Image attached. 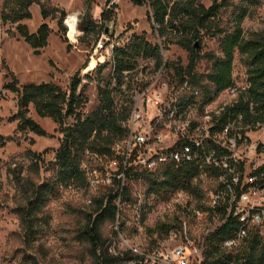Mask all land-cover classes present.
Wrapping results in <instances>:
<instances>
[{
  "label": "trees",
  "instance_id": "1",
  "mask_svg": "<svg viewBox=\"0 0 264 264\" xmlns=\"http://www.w3.org/2000/svg\"><path fill=\"white\" fill-rule=\"evenodd\" d=\"M136 6L149 3L152 9V28L159 33L163 40L161 45H153L145 35L134 34L127 45L116 43L113 48L110 83H101L98 87L99 104L89 114H83L80 109L87 103L83 93H79L82 79L75 75L68 89L64 90L53 82L27 84L19 86L17 78L6 85V88L18 96L17 112L13 121H17V133L31 132L38 136H45L44 128L30 116L31 107L42 118H51L58 125L63 134L60 148L56 152L54 174L51 180L34 185L33 191H28L24 206L14 209L22 229L24 245L30 247L38 241L43 227L48 224L44 215L46 205L55 198L62 187L83 186L89 189L88 171L91 167L99 166L102 160L116 156L115 148L123 146L129 133V120L133 111L132 85L129 83L126 90L121 89V75L124 71L135 70L142 61L154 59L160 66L168 44H176L189 54L187 67L168 63L167 68L173 66L175 77L179 83L189 84L204 89V99L200 105L204 107L213 102L221 93L228 89H236L237 98L230 105L225 106L215 114V136L223 133L226 126L234 124L229 136H236L239 142L246 137L249 131H255L264 125V34L254 38L244 37L243 22L250 17V7L259 4V0H212L210 6H205L203 0H131ZM110 3V0H108ZM87 12L83 17L80 29L88 34L97 32L99 27L90 14L94 0H84ZM38 5L43 17V23L38 30L32 33L25 22L32 18L31 7ZM232 9L231 31L220 27L222 11ZM67 13L52 0H3L0 8V24L16 27V33L23 38L35 51L47 47L51 35L48 19L56 20L59 30L64 36L67 28L64 21ZM106 13L102 12V18ZM86 25V26H85ZM10 32V31H9ZM224 34L221 41V56L214 53L200 55L202 34ZM246 67V85L237 87L233 77L236 55ZM207 57L212 66L207 74L196 72L197 64ZM105 67L99 64L98 70ZM115 73V74H114ZM115 75L116 80L114 82ZM206 81V84H202ZM73 118L69 124L67 120ZM15 137L0 135V144L5 145ZM263 146V145H261ZM91 154L95 157L96 165L84 161V157ZM32 157L40 158L37 153L29 152ZM35 169H39V161H34ZM19 185L22 177L16 170L9 169ZM156 175V172H158ZM156 172L138 171L130 168L126 178H145L149 182L151 193H161L170 197L176 192H186L197 199L204 197V190L199 177L202 174L220 179L227 174L219 169H201L194 164H168ZM239 172L244 171V164L239 165ZM264 173V166L252 172V176L259 179ZM227 178L230 179L229 175ZM119 188L115 194L104 195L92 202L94 211L87 216V221L80 232L78 239L90 247L91 264H128L136 261L130 252L124 256H115L105 245L101 235V227L107 219L115 220L119 211L117 200L125 189L122 183L114 180ZM259 184H264L260 182ZM3 184L0 180V190ZM223 184L221 186V189ZM121 191V192H119ZM123 201H121L122 203ZM203 209V206H196ZM206 211L205 209H203ZM212 209L209 207L208 209ZM220 210L222 208L220 207ZM239 221L231 216L206 239L204 264H264V240L257 230H252L244 240L245 247L237 253L222 249L223 241L233 238L239 229ZM175 227L174 224H163L159 228L166 235ZM23 264H41L33 255L23 252Z\"/></svg>",
  "mask_w": 264,
  "mask_h": 264
},
{
  "label": "rangeland",
  "instance_id": "2",
  "mask_svg": "<svg viewBox=\"0 0 264 264\" xmlns=\"http://www.w3.org/2000/svg\"><path fill=\"white\" fill-rule=\"evenodd\" d=\"M3 0H0V8ZM53 3L64 9L67 17L64 25L67 28L63 36L56 20L48 19L51 35L46 48L36 54L34 49L16 33V27L0 24V135L15 137L13 141L5 145L0 144V180L3 184L0 190V264H23V252L37 258L41 264H91L90 247L80 242L78 236L84 227L87 216L94 211L90 200L99 199L104 195L115 194L119 188L116 184H101L97 190L83 186L62 187L58 195L45 207L44 215L48 224L43 227L38 241L30 247L24 245L22 229L18 216L14 209L26 204L28 191L32 192L34 185L52 179L54 174L53 161L56 152L60 148L63 134L57 124L51 118L38 116L31 107L30 116L37 121L46 131L45 136L34 133H17V121L11 120L17 112L18 96L6 88L13 77L19 81V86L27 84H40L53 82L64 90L68 89L75 75L82 79L79 93H83L87 103L80 111L89 114L99 104V84L110 83L112 58L109 60L105 50L95 52V47L102 35L105 34L107 25H111L112 36L106 42L108 46L112 41L114 45L120 43L127 45L134 34L145 35L153 45H161L159 33L152 28L153 12L146 2L143 6H136L131 0H94L90 14L98 25L97 32L85 34L80 25L87 12L84 0H52ZM205 6H210L212 0H203ZM106 17L102 18V12ZM32 18L27 20L29 30L34 33L43 23L40 7H31ZM71 17H77L78 31L81 35L78 42L71 41L72 32L67 22ZM220 27L231 31L232 9L222 11ZM86 26V25H85ZM244 37L254 38L264 34V0L250 7V17L243 22ZM10 31V32H9ZM224 34H202L200 55L214 53L221 56V41ZM163 58L168 63L176 66L187 67L189 54L176 44H168L162 51ZM105 57V67L98 70L96 62ZM212 62L205 56L196 67L199 74L209 73ZM167 74L174 78V84H180L175 77L173 66L168 67ZM247 70L241 56L236 55L233 69V77L236 86L241 88L246 85ZM204 81L202 84H206ZM201 95L195 99L196 104L191 107V112L202 114L200 105L204 99V89L198 86ZM122 89V88H121ZM237 98V93L226 91L221 93L215 100V114L222 108L230 105ZM143 115L148 118L154 117V110H143ZM69 118L67 123H73ZM234 124L232 127L234 128ZM248 144L238 146V156L244 164L243 183H247L248 176L259 167L264 166V125L255 131L246 133ZM220 139H227L219 135ZM263 145V146H261ZM248 147H256V151L247 150ZM29 152L37 153L40 158H34ZM39 161V169L33 164ZM84 161L96 165L95 157L87 154ZM9 169L16 170L23 179L19 185L13 173ZM236 170H239L237 167ZM160 171L156 172L158 175ZM240 174V173H238ZM230 177V176H229ZM204 197L197 199L186 192H176L170 197L161 193H151L150 185L145 178H126L125 189L122 198L117 200L119 211L115 220L107 219L101 227V235L105 245L117 252H125L130 247L148 251L156 248H168L169 236L159 226L174 224L173 229H181L184 222L188 223L189 235L193 240L199 241L207 232L215 227V219L211 216L204 221H198L192 215V209L203 206L207 212L210 207L212 195L221 190L222 182L216 177L202 174L199 177ZM121 192V191H119ZM121 201H123L121 203ZM219 223L222 221L219 220ZM243 241L238 244L231 253H237L245 247ZM125 264V263H123Z\"/></svg>",
  "mask_w": 264,
  "mask_h": 264
},
{
  "label": "built area",
  "instance_id": "3",
  "mask_svg": "<svg viewBox=\"0 0 264 264\" xmlns=\"http://www.w3.org/2000/svg\"><path fill=\"white\" fill-rule=\"evenodd\" d=\"M73 18L74 28L71 25L68 27L73 33L70 39L76 43L81 33L78 31L77 17ZM109 40L103 34L95 52L105 50L111 60L114 42L110 41L107 46ZM104 62L105 57L100 58L96 65ZM167 64L166 58L162 59L160 66L154 59L143 60L139 68L122 73L121 88L126 90L130 83L133 93L129 133L125 144L115 148L116 156L102 160L99 166L89 169V189L97 190L101 184H112L114 180L124 186L130 168L156 172L168 164H194L201 169H219L227 174L220 177L222 189L211 197L212 210L207 212L195 207L192 209L193 217L198 221L210 216L215 219L211 232L231 216L239 221L236 235L222 243V249L227 252L237 248L252 230L259 231L264 240V184H259L264 182V173L260 179L251 173L247 183H243L244 171L236 170L242 159L238 156L237 148L246 146L248 137L240 143L236 136H229L232 125L226 126L221 134L227 139L215 136V102L206 105L202 114L191 112L201 91L189 82L174 84V78L167 74ZM113 77L115 82V75ZM227 92L237 93L236 89H228ZM150 108L154 110L152 119L143 115V110L148 112ZM247 150L256 151L257 148L248 147ZM219 220L222 222L219 223ZM211 232H207L199 241L193 240L189 235L188 223L184 222L181 229L169 232L171 244L168 248L148 251L128 248L125 252L137 257L136 261L128 264H204L206 239ZM110 253L124 256V252L112 249Z\"/></svg>",
  "mask_w": 264,
  "mask_h": 264
},
{
  "label": "water",
  "instance_id": "4",
  "mask_svg": "<svg viewBox=\"0 0 264 264\" xmlns=\"http://www.w3.org/2000/svg\"><path fill=\"white\" fill-rule=\"evenodd\" d=\"M105 34L109 37H111L113 34H112V31H111V25H107L106 29H105Z\"/></svg>",
  "mask_w": 264,
  "mask_h": 264
},
{
  "label": "bare ground",
  "instance_id": "5",
  "mask_svg": "<svg viewBox=\"0 0 264 264\" xmlns=\"http://www.w3.org/2000/svg\"><path fill=\"white\" fill-rule=\"evenodd\" d=\"M72 21L74 20L73 17H71ZM72 28H74V21L72 22Z\"/></svg>",
  "mask_w": 264,
  "mask_h": 264
}]
</instances>
